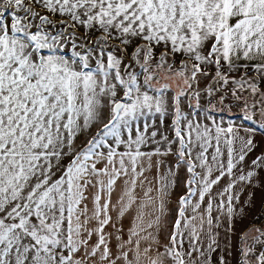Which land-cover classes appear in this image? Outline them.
<instances>
[{"label": "snow or ice", "instance_id": "6c2138e0", "mask_svg": "<svg viewBox=\"0 0 264 264\" xmlns=\"http://www.w3.org/2000/svg\"><path fill=\"white\" fill-rule=\"evenodd\" d=\"M257 196L264 0H0V264H264Z\"/></svg>", "mask_w": 264, "mask_h": 264}, {"label": "crops", "instance_id": "0c3cea01", "mask_svg": "<svg viewBox=\"0 0 264 264\" xmlns=\"http://www.w3.org/2000/svg\"><path fill=\"white\" fill-rule=\"evenodd\" d=\"M260 210H261L260 200H259V196H257L255 207L247 209V213H248L247 216L244 218L243 221H241L240 223L237 224V226H236L237 236L240 233L239 231H242V229H244L245 227H248L249 225L253 224L256 217L259 215ZM249 223H251V224H249ZM236 238L237 237H233V250H235Z\"/></svg>", "mask_w": 264, "mask_h": 264}, {"label": "rangeland", "instance_id": "374dc122", "mask_svg": "<svg viewBox=\"0 0 264 264\" xmlns=\"http://www.w3.org/2000/svg\"><path fill=\"white\" fill-rule=\"evenodd\" d=\"M260 213H261V210H260ZM260 213H259V215H260ZM258 215V216H259ZM249 224H251V223H249ZM251 225H256V226H259V227H264V216H260V218L259 219H255V221L253 222V224H251ZM250 226V225H249ZM248 226V227H249ZM248 227H245L244 229H242V231H239L240 233L241 232H243L245 229H247ZM239 233V234H240ZM239 236V235H238Z\"/></svg>", "mask_w": 264, "mask_h": 264}]
</instances>
